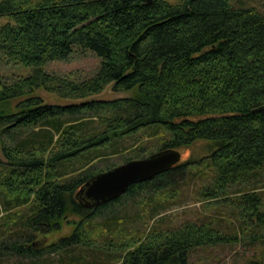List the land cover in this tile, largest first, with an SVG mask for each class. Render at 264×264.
<instances>
[{
    "label": "trees",
    "instance_id": "1",
    "mask_svg": "<svg viewBox=\"0 0 264 264\" xmlns=\"http://www.w3.org/2000/svg\"><path fill=\"white\" fill-rule=\"evenodd\" d=\"M2 17L0 63L32 70L0 74V264H195L194 247L236 233L209 219L164 224L185 176L201 178L210 199L234 191L233 203L264 228L260 193L231 190L264 168V10L246 0H0ZM77 49L99 56L91 75L44 68ZM109 82L128 93L59 103L36 92L81 98ZM144 135L156 136V149L206 147L82 205L76 190L120 163L109 157L152 151ZM126 136L139 138L102 149ZM66 221L69 233L40 240Z\"/></svg>",
    "mask_w": 264,
    "mask_h": 264
},
{
    "label": "rangeland",
    "instance_id": "2",
    "mask_svg": "<svg viewBox=\"0 0 264 264\" xmlns=\"http://www.w3.org/2000/svg\"><path fill=\"white\" fill-rule=\"evenodd\" d=\"M175 1V0H170ZM246 2L256 5L259 9L264 10V0H246ZM4 20V17L0 18ZM99 56L93 51L88 49H77L67 59H56L47 61L44 68L47 71L56 73H65L71 71L76 77H85L91 75L99 65ZM32 70L31 66L21 63H0V74L11 80L20 75H27ZM46 102H74L82 101L85 99H105L114 98L126 95L127 91H115L111 87V83H107L105 87L99 91L92 93L88 96L81 98H68L59 97L55 93L49 92L43 88L36 90ZM143 130H139L136 135H139ZM139 133V134H138ZM144 135L139 143L146 145L152 151L157 150L156 146L159 140L156 136ZM139 136H126L116 139L113 144L102 147L106 152L111 151L113 148L121 147V143H132ZM124 139V140H123ZM205 143L202 141L195 142L191 147H180L181 158L185 159L189 156L198 155L200 151L205 149ZM151 151V152H152ZM112 154V153H111ZM0 157L2 152L0 149ZM108 161L122 162L121 153L109 157ZM102 165L106 161H101ZM178 180V181H177ZM178 196L176 201H172L168 208L161 211L163 214L164 224L169 226L177 225L184 219L201 220L209 219L223 228L225 231L234 235L230 241L221 242L211 245H201L194 247L189 253V259L195 264H254L260 262L264 264V228L257 225V217L254 214H247V212L240 209L239 205L233 203L231 191L225 197H217L210 199L208 196L202 194L201 183L203 180L199 177L185 176L183 179L180 177L176 179ZM257 185H260L259 187ZM238 187L256 190L260 193L261 207L264 208V168L253 177L250 183H239L231 187V190L238 189ZM236 192V191H235ZM129 202V199H126ZM114 204L112 206H116ZM111 208V207H110ZM72 224L64 222L60 228L54 229L46 235H41L40 240L43 242H50L57 239L61 235L67 234L71 231ZM57 261V260H56ZM58 263V261L56 262ZM116 264H120L119 262Z\"/></svg>",
    "mask_w": 264,
    "mask_h": 264
},
{
    "label": "water",
    "instance_id": "3",
    "mask_svg": "<svg viewBox=\"0 0 264 264\" xmlns=\"http://www.w3.org/2000/svg\"><path fill=\"white\" fill-rule=\"evenodd\" d=\"M180 158L181 151L173 147L160 148L144 156L129 158L88 177L76 190L75 196L87 207L111 200L123 193L131 183L153 177Z\"/></svg>",
    "mask_w": 264,
    "mask_h": 264
}]
</instances>
